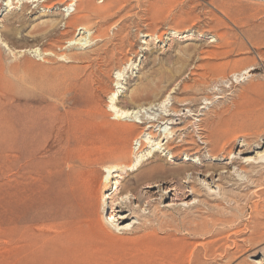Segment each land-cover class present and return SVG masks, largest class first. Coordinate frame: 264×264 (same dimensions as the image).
Returning <instances> with one entry per match:
<instances>
[{
  "label": "rangeland",
  "instance_id": "rangeland-1",
  "mask_svg": "<svg viewBox=\"0 0 264 264\" xmlns=\"http://www.w3.org/2000/svg\"><path fill=\"white\" fill-rule=\"evenodd\" d=\"M92 3L106 10L76 19L92 34L81 50L66 48L77 32L64 6L0 0V264H165L167 252L180 264H264V170L257 191L248 163L264 139L210 155L200 130L238 104L264 106V0ZM112 91L116 104L144 105L146 122L175 116L156 124L135 171L104 169L117 162L97 134L114 122ZM171 128L176 155L161 142ZM116 178L126 200H106L102 215Z\"/></svg>",
  "mask_w": 264,
  "mask_h": 264
},
{
  "label": "bare ground",
  "instance_id": "bare-ground-1",
  "mask_svg": "<svg viewBox=\"0 0 264 264\" xmlns=\"http://www.w3.org/2000/svg\"><path fill=\"white\" fill-rule=\"evenodd\" d=\"M54 1H56V2L55 3L54 2H50V0H18V2L32 3L33 5H35V7H38L40 5L42 7V9L45 10V11H50V10L54 9V7L56 5L57 6H64L65 9L63 10L64 14L62 15L63 16L62 17V21H65V23H64L63 26L65 28L75 27L74 30L77 32V34L75 36H73L72 39L67 41V43H66L67 47L66 48H71V47L78 48L79 47L78 49H81V50L87 49L89 47L88 44L92 43L91 42L92 34L90 33V30L87 29L85 26H83L82 24H78L79 20L77 22L76 19H80L81 18V20H82L83 18H88L90 15L100 16L103 12H105L106 9H104V8H95L93 3H92V0H81V1L80 0H54ZM5 4L9 5V7L11 6V2L10 1H7ZM108 7H110V6H108ZM80 11L84 13V16H82V17L79 16V18L78 17H76V18L74 17L73 18V15L75 16V14L80 12ZM105 15H106V13H105ZM104 18H105V16H104ZM170 32L172 34H174V35H183L184 34V32H178V31H175V30H172ZM102 34L100 33V35H102ZM101 37L102 36H100V38ZM144 37L145 38H148V37L155 38L153 35H146ZM97 38H92V40L95 39V40L98 41L99 37H97ZM101 41H102V39H101ZM118 45L120 46L121 43L118 44ZM118 45H114L112 47L113 50H118V48H117ZM105 50L106 51H103L105 57L102 56L101 60L107 58L108 54H110V52H111V50H107V49H105ZM70 58L71 57H66L65 55L61 56L62 60H68ZM214 68H216V67H214ZM219 69H220V67H219ZM247 71L248 70H246L245 73L249 74L250 71H248V72ZM120 76L121 75L119 73L116 74V77H117V80H116L117 82L115 84L116 86H118V81H119L118 78ZM233 77H235V75ZM199 83H201V82L199 81ZM116 96H117L116 91H112L109 94V97H108L109 112H111L110 118H112V120L114 122L106 124L104 129H103V131L102 132L100 131L101 133H99V132L97 133V134H99V138L98 139H99L100 142L99 141L98 142L100 143V145L102 147L106 148L109 151L110 157H112V158L117 160L116 163L111 164V165L105 167L104 169L107 172L114 171V170H118V171H124V170L135 171L139 167H141V162H142V155L140 156L141 151H139V149L142 146H145V144L148 145L150 143V140H152V139H154L156 137V133L157 132H159V134L161 133L160 131L156 132V128L158 127V126H156V124L157 123L159 124V121H162V122L165 121L166 118L175 117V116L174 115L171 116V114H169V115H165L164 116L165 118L162 116L163 118L161 117L160 119H158L156 121L154 120V121H150L149 122L147 120L148 122H146V121H144V119H142L140 117V114H142L143 110L145 109L144 105H142V104H134L132 106H127V105H124V104L123 105L122 104H116L115 101H114L116 99ZM242 102H244V101H242ZM152 105H153V103L148 104V106H152ZM147 108H149V107H147ZM87 110H89V108H87ZM171 111H172L173 114H178V111L175 110V109H172ZM86 113L88 114V112H86ZM222 115H223V113L222 114L219 113L216 116V119L218 121H221L220 122V126H216L215 122H212V124L210 126H208V127H205V126H203V128H200L202 126L199 127L200 130H203V129L207 130L208 129L207 130L208 132L206 131L207 134L206 135L204 134L205 135L204 138L206 139V143L208 142V144L210 146V149H209V152H208L210 155H215V153L217 152L219 154L220 153L221 154L222 153L223 154L227 153L228 156H231L232 155V151L230 149V147H231L230 144L233 141H237L239 139H243L247 147L251 146V143L254 140H255V142H257L260 138L264 139V106L262 104H260L259 102L251 103V104H248V105H245V106H244V104H238L237 107H235V109L230 111V114L227 116V118H225V119L222 118L223 117ZM168 121H172V120L168 119ZM198 121L200 122V120H198ZM169 125H173V124L171 123ZM102 126H103V124H102ZM140 126H142V127H140ZM191 126H193V125H191ZM137 129H140L141 131L139 132V134H137L138 135L137 139L135 140V142L133 144L134 147H132V155H134V157L132 158V160L130 162H128L127 159H126V156H127V147H126V145L128 143L126 144V141L129 140L128 138H130L135 133H137ZM92 131H93V129H92ZM170 131H171L170 133L163 132L164 136H163L161 142L162 143L164 141L166 142L165 145H164L165 146V150L173 151L172 155H176L178 153V150H174L175 148L173 147V144L171 143V139L173 138L172 133H174V131L172 130V128L170 129ZM146 136H148L147 139L144 138ZM249 138H250V140H248ZM220 142L222 144H221L220 147H218V144ZM263 147H264V145H263ZM263 147H261V149ZM182 151H185V149H183ZM248 163H250V167L252 168V173L254 171H256L257 169L258 170L260 169L259 171L257 170L258 171L257 172L258 178L255 179V181H253L252 178L250 179L251 184L255 185V188H258V190L257 189L256 190L259 191V190H261V187L263 186L262 185L263 182L261 183V180L263 178L261 179L262 175L260 174V172L262 170H264V150L261 151V152H258L257 155H256V158L253 159L252 162L250 161ZM190 168H192V167H190ZM153 171L156 172V173L161 171L160 165H157V164L154 165L152 167V172ZM82 176L83 175L80 176V179L84 177V176L83 177ZM80 179H78V180H80ZM78 180H77V182H78ZM88 180L89 179L85 176V178H83V180H80L81 182L79 181L78 184L77 183L75 184V186L77 185V187L72 186V187H75L74 188L75 190L77 188L78 191L77 190L76 191L78 192L77 194H78L80 199H82L84 197V193L86 194L85 190H88L87 189V187H89ZM105 183H106V180H105ZM117 185H118V178H116L114 183L111 184V189H112V187H114L113 190H110L111 194L109 196H106L107 195L106 193L102 194V200H101L102 215L104 214V208H105L104 205H106L105 204L106 200H108V199L113 200L111 202V207L113 206V204L116 201L124 200V199L126 200V197L119 198L116 195V191L118 189ZM252 185H251V187H252ZM88 191L90 192V190H88ZM89 192H88V194H89ZM85 196H87V194ZM123 230H125V229H123ZM117 231L119 232L118 229H117ZM182 258L183 257H181V255L179 253L175 254L174 252H167L164 255L165 264H180L183 261ZM190 259H191V257H190ZM161 261H162V259H161ZM260 264H262V262Z\"/></svg>",
  "mask_w": 264,
  "mask_h": 264
}]
</instances>
